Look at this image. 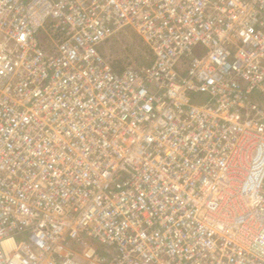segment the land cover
Segmentation results:
<instances>
[{
    "label": "built area",
    "instance_id": "1",
    "mask_svg": "<svg viewBox=\"0 0 264 264\" xmlns=\"http://www.w3.org/2000/svg\"><path fill=\"white\" fill-rule=\"evenodd\" d=\"M0 264H264V0H0Z\"/></svg>",
    "mask_w": 264,
    "mask_h": 264
},
{
    "label": "rangeland",
    "instance_id": "2",
    "mask_svg": "<svg viewBox=\"0 0 264 264\" xmlns=\"http://www.w3.org/2000/svg\"><path fill=\"white\" fill-rule=\"evenodd\" d=\"M100 50L114 68L142 66L148 61L147 47L131 31H122L104 41Z\"/></svg>",
    "mask_w": 264,
    "mask_h": 264
}]
</instances>
